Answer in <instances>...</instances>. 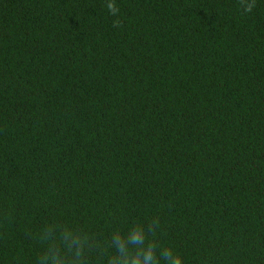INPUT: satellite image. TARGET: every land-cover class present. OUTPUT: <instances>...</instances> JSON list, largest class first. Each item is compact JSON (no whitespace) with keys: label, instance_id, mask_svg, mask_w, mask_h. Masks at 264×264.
<instances>
[{"label":"trees","instance_id":"1","mask_svg":"<svg viewBox=\"0 0 264 264\" xmlns=\"http://www.w3.org/2000/svg\"><path fill=\"white\" fill-rule=\"evenodd\" d=\"M0 264H264V0H0Z\"/></svg>","mask_w":264,"mask_h":264},{"label":"clouds","instance_id":"2","mask_svg":"<svg viewBox=\"0 0 264 264\" xmlns=\"http://www.w3.org/2000/svg\"><path fill=\"white\" fill-rule=\"evenodd\" d=\"M108 8L113 13H115L117 11V9L115 8V6L113 4H111V3L108 5Z\"/></svg>","mask_w":264,"mask_h":264}]
</instances>
